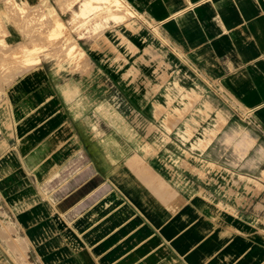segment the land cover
I'll return each instance as SVG.
<instances>
[{
	"label": "crops",
	"instance_id": "obj_1",
	"mask_svg": "<svg viewBox=\"0 0 264 264\" xmlns=\"http://www.w3.org/2000/svg\"><path fill=\"white\" fill-rule=\"evenodd\" d=\"M82 1L0 0V264H264V0Z\"/></svg>",
	"mask_w": 264,
	"mask_h": 264
},
{
	"label": "rangeland",
	"instance_id": "obj_2",
	"mask_svg": "<svg viewBox=\"0 0 264 264\" xmlns=\"http://www.w3.org/2000/svg\"><path fill=\"white\" fill-rule=\"evenodd\" d=\"M111 1L108 0L107 4L106 3H100V6L94 7L90 10L101 11L102 5H105L109 9L110 8L115 9V8H119L121 6L123 11L129 13V11L125 8V5L121 0H118L120 2V5L117 4L115 0H111ZM109 2H110V4H109ZM116 4L118 6H116ZM8 5H9L10 10L13 12L14 16L16 14L22 15L26 11L23 8H21L15 2L10 1ZM77 15L81 16V17L83 16L82 14H80V11L78 12ZM35 16L38 18L35 25L37 28L40 27V28L45 29L44 34L48 40V44L51 45L52 48L54 49L53 53L61 54L64 52L67 56H73V54H75L74 49L68 46L70 44L69 43L70 36L68 35V29H66L63 26L62 22L60 20H56L53 22L47 14H41V15L36 14ZM95 16H97V15L95 14ZM3 34L4 33L2 31H0V93L2 91L3 86H5L7 84V82H9L10 76H12V73H10L12 68L14 67L13 69H17V67H20L22 65L23 61H25L24 62L25 67L32 65L34 63V61H36V59L26 58L27 55L28 56H37V55H39V53H41V50H42V47H38L37 45H35V48L33 47V50L22 47L19 51H16L4 41ZM63 41H65L66 43H64V45L61 46L60 43H62ZM47 54H49V53H47ZM24 58H25V60H24ZM15 243L19 247L23 246L21 240H15Z\"/></svg>",
	"mask_w": 264,
	"mask_h": 264
},
{
	"label": "bare ground",
	"instance_id": "obj_3",
	"mask_svg": "<svg viewBox=\"0 0 264 264\" xmlns=\"http://www.w3.org/2000/svg\"><path fill=\"white\" fill-rule=\"evenodd\" d=\"M108 0H83L82 1V4H81V8H80V14H82L83 16L90 10V9H92V8H94V7H98V6H100V3H108L107 2ZM111 1V0H110ZM116 1V3L117 4H119L120 5V2L118 1V0H115ZM112 2V1H111ZM119 2V3H118ZM81 3V2H80ZM109 4H110V2H109ZM115 4V3H114ZM116 4V6H118ZM115 8V7H114ZM124 8V7H123ZM116 10H118V11H120V12H122L123 11V9L121 8V6L119 7V8H115V11ZM116 13H118V12H116ZM124 13V12H123ZM127 12H125V14H126ZM112 14V13H111ZM110 14V15H111ZM124 14V15H125ZM115 16V15H114ZM121 17V16H120ZM113 18V17H112ZM118 18V17H117ZM122 19V18H121ZM120 22V21H119ZM95 23V22H94ZM59 26V25H58ZM95 30V29H94ZM73 47V46H72ZM68 50V49H67ZM70 53V52H69ZM37 60V59H36ZM34 61V60H33ZM35 62V61H34Z\"/></svg>",
	"mask_w": 264,
	"mask_h": 264
}]
</instances>
